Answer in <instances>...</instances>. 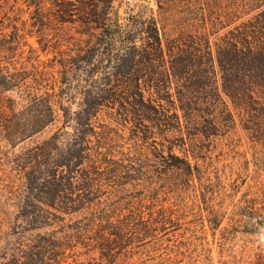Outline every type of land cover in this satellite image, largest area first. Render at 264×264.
<instances>
[{"label": "rangeland", "instance_id": "1", "mask_svg": "<svg viewBox=\"0 0 264 264\" xmlns=\"http://www.w3.org/2000/svg\"><path fill=\"white\" fill-rule=\"evenodd\" d=\"M0 1L9 12L11 22L26 37L22 43L13 44V53L0 48V63L8 62L11 67L25 69L28 91L33 92L40 81L43 93L47 89L51 92L53 87L56 92V120L32 140L11 151L20 153L55 133L63 148L77 141L82 144L83 161L68 172L74 189L70 197L80 195L92 201H78L81 210L65 215V222L80 223L86 216L98 217L95 227L84 232L89 237L87 241L101 243L106 253L108 250L115 255L110 262L102 256L99 246L85 247L76 238H61L59 235H64L63 232L58 237L68 244L64 251L66 261L71 264H258V254L264 255V230L253 235L229 234L223 229L228 219L218 230H213L209 223V206L218 208L222 201L218 174L228 183L240 174H248L238 197L250 191L249 197L258 199L259 207L263 205L264 170L253 162L255 149L246 133L238 126L227 135L199 140L196 144L207 156L198 161L197 169L193 167L192 176H186L171 166L165 145L168 143L157 134L155 124L135 120V105H131L134 99L127 95L129 87L125 83L128 81L133 86V81H138L137 98L158 107L153 82L161 77L167 81L168 47L177 50V45L168 43L180 33L188 32L186 26L177 27L174 19H187L192 14L187 6L197 5L204 7V16L199 8L195 10L198 26L215 25L219 31L211 38V49L221 84L216 44L221 36L252 17V14L244 15L238 20L232 16V12L240 10V0H185L179 7L170 6L168 0H161L162 7L158 0ZM107 4L112 5V12L106 17V23L114 24L119 19L126 25L125 35H119L113 28L103 30L93 22L94 14L101 13ZM152 16L157 25L150 20ZM157 39L161 40L162 51L157 52L159 58L154 66L141 62L132 71L129 67L133 64L121 60L128 58L127 47L146 48L153 53L151 48ZM109 97L114 99L105 102ZM163 103L166 107L174 106L171 98ZM81 132L86 133L83 134L85 142ZM145 132L150 138H145ZM186 140V145L176 142L174 153L181 158L187 155L195 165L197 161L188 152L191 146L187 137ZM27 194L26 181L19 174L0 170V264H22L39 234L64 231L59 219H46L45 224L36 225L24 217L23 208H29ZM43 197L37 196L39 200L34 201L38 208L44 206L39 202L46 201ZM161 207L169 208L172 215L166 230L157 228V222L151 220L152 212L155 217L161 214L158 213ZM29 209L34 211L35 207ZM109 218L119 230L127 228L121 238L112 236L115 242L104 239L97 227L100 223L105 225ZM144 221L153 222L154 230L149 235L141 231ZM40 226L45 228L33 229Z\"/></svg>", "mask_w": 264, "mask_h": 264}, {"label": "trees", "instance_id": "2", "mask_svg": "<svg viewBox=\"0 0 264 264\" xmlns=\"http://www.w3.org/2000/svg\"><path fill=\"white\" fill-rule=\"evenodd\" d=\"M184 1L168 0L170 6L177 4L178 7ZM158 3L162 7V1L158 0ZM239 3L240 10H237L238 13L232 12V16L238 20L244 15L252 14V17L241 22L225 36H221L220 42L216 44L221 84L217 78L211 49V38L219 31H216L215 25L211 28L207 24L198 26L195 17L198 14L195 10L199 8L204 16V7L197 5H191L190 8L187 6V10L192 12L187 19L181 17L174 19L177 27L186 26L188 32L180 33L168 43V45H177V50L168 47L170 65L165 68L169 73L167 81L161 77L153 82L158 96L156 101L158 107L152 106V103H145L142 98H137L135 90L136 87L138 88V81H133L135 82L133 86L125 81L130 88L127 89V95L134 99L131 105H135L133 111L135 120L155 124L157 134L168 143L165 145L169 149L171 166L189 177L193 174V167L198 168V161L207 156L204 149L198 147L196 143L199 140L227 135L238 126L254 145L255 166L264 170V0H240ZM111 6L107 4L101 13H95L93 22L103 30L113 28L119 35H125L126 25L119 19L114 24L106 23L108 20L106 17L112 12ZM8 14L0 1V20L6 17V20L0 21V48L13 53L15 50L13 44L22 43L26 37L21 33L20 27L11 22ZM150 20L155 21L157 25L154 16ZM202 21L205 23L204 19ZM134 24L137 25L138 21ZM156 43L151 48L153 53L146 48L127 47L125 51L128 53V58L122 57L121 60L131 62L133 66L129 68L132 71L137 63L141 62L154 66V62L159 58L157 52L160 49L162 51L161 40L157 39ZM137 57L140 61L136 60ZM117 69L116 74L119 76L121 69L119 67ZM153 70L158 71L156 68ZM27 83L28 75L24 68L20 70L11 67L8 62L0 63V170L19 174L26 181L29 208L35 207V210L23 208L24 217L36 225L45 224L46 219L49 221L59 219L63 222L61 228L64 231L56 230L47 232L46 235L39 234L28 254L24 256L25 261L22 264H71L65 259L64 251L68 244L58 237L63 232L64 235H59L61 238L67 240L76 238L85 247L99 246L102 256L113 262L115 255L108 250L106 253L101 243L96 245L93 241H87L89 237L84 233L86 228L93 225L95 227L96 220H100L98 217L94 216L93 219V216L91 218L86 216L84 222L80 223L65 222V215L75 214L81 210L82 207L77 206L78 201L84 200L87 203L92 201L80 195L76 198L70 197L74 189L72 177L68 172L82 163L84 146L77 141L63 148L58 133H55L44 141L35 142L20 153L11 151L17 145L32 140L42 133L57 117L54 103L55 88H51V92L47 89L43 93L41 83L38 81L36 89L32 92L27 90ZM166 98H171L174 106L166 107L163 103ZM110 99L113 100L114 97L104 100L107 102ZM137 106L139 109H136ZM147 133L145 132L146 139L150 138ZM83 134L86 133L81 132L80 136L85 142ZM186 137L191 146L188 152L197 161L195 165H192L187 155L186 158H181L174 153L176 142L186 145ZM247 177L248 174H240L237 179L228 183L222 176L217 175L222 201L217 205L218 208L213 204L209 206V223L213 230L220 229L226 219L229 220L228 225L223 229L229 234L242 232L253 235L264 230V201L262 207H259L258 199L249 197L250 191L238 197ZM228 186L231 188L230 194ZM42 195L46 201L39 202L45 207L38 208L34 201H38L37 196ZM226 200L230 203L227 204ZM69 201L73 203L70 204ZM230 207L233 208L231 216H229ZM169 212V208L164 207L158 210V213H161L158 217L152 212L151 220L157 222V228L166 230L167 221L172 220ZM47 214L53 218L47 217ZM87 220L88 222L85 223ZM83 223L84 225H81ZM152 223L146 221L141 223V231L144 235H149L154 230ZM97 227L101 229L104 239L107 240H111L112 236L121 238L127 229L125 227L119 230L110 218L106 220L105 225L100 223ZM38 228L45 226L33 229ZM87 231L90 232L88 229ZM111 241L115 242V238ZM258 256V264H264V255L259 253Z\"/></svg>", "mask_w": 264, "mask_h": 264}]
</instances>
